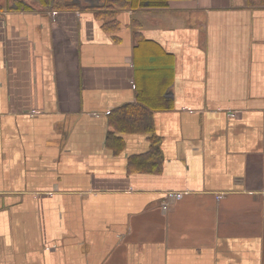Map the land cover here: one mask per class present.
Returning <instances> with one entry per match:
<instances>
[{"label":"crops","instance_id":"crops-1","mask_svg":"<svg viewBox=\"0 0 264 264\" xmlns=\"http://www.w3.org/2000/svg\"><path fill=\"white\" fill-rule=\"evenodd\" d=\"M52 1L0 0V264H264V0Z\"/></svg>","mask_w":264,"mask_h":264},{"label":"trees","instance_id":"trees-1","mask_svg":"<svg viewBox=\"0 0 264 264\" xmlns=\"http://www.w3.org/2000/svg\"><path fill=\"white\" fill-rule=\"evenodd\" d=\"M99 1L103 5V7H106L109 10L124 9L132 6V3H121L123 2L122 0ZM159 4H166V2ZM52 5L56 9H70L76 6L72 2V0H53ZM113 114V124L115 125V131H111L108 133L107 145L111 147L113 143H116L118 145V149H122L123 145L120 141L121 138L117 137L116 131L135 129L146 132L147 134H149V139L152 140L151 148L149 152L144 156L130 158L128 160V168L136 172H159L162 164V158L157 150L158 137L150 120V113L139 105H131L121 107L114 111Z\"/></svg>","mask_w":264,"mask_h":264},{"label":"built area","instance_id":"built-area-1","mask_svg":"<svg viewBox=\"0 0 264 264\" xmlns=\"http://www.w3.org/2000/svg\"><path fill=\"white\" fill-rule=\"evenodd\" d=\"M32 114H34V113H32ZM174 196H175L176 198H180V197H182V193H175ZM161 208H162L163 211H166V210H167V204H166V203H163V204L161 205Z\"/></svg>","mask_w":264,"mask_h":264}]
</instances>
